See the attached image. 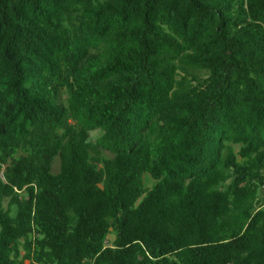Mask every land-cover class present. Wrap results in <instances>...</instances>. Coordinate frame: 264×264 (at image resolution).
Instances as JSON below:
<instances>
[{
    "label": "trees",
    "instance_id": "1",
    "mask_svg": "<svg viewBox=\"0 0 264 264\" xmlns=\"http://www.w3.org/2000/svg\"><path fill=\"white\" fill-rule=\"evenodd\" d=\"M263 191L264 0H0V264H264Z\"/></svg>",
    "mask_w": 264,
    "mask_h": 264
},
{
    "label": "rangeland",
    "instance_id": "2",
    "mask_svg": "<svg viewBox=\"0 0 264 264\" xmlns=\"http://www.w3.org/2000/svg\"><path fill=\"white\" fill-rule=\"evenodd\" d=\"M95 134V132H93L92 133V135H94ZM58 167H59V162H58V160H56L55 162H54V164H53V170L54 171H57L58 170ZM143 181L146 183V184H151V182H152V180H151V178L149 177V175L148 174H145L144 175V179H143ZM261 196H264V191H263V193H262V195ZM26 264H30L28 261H26Z\"/></svg>",
    "mask_w": 264,
    "mask_h": 264
}]
</instances>
